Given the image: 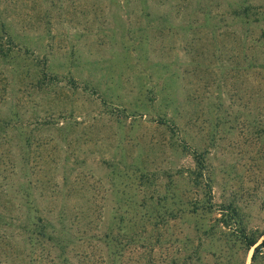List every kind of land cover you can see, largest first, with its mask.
Masks as SVG:
<instances>
[{"label":"rangeland","instance_id":"obj_1","mask_svg":"<svg viewBox=\"0 0 264 264\" xmlns=\"http://www.w3.org/2000/svg\"><path fill=\"white\" fill-rule=\"evenodd\" d=\"M20 1L16 28L28 24L34 56L59 82L31 97L17 92L36 169L25 168L14 142V180L85 179L62 192L78 211L93 208L95 217L103 209V227L118 196L109 163H137L163 184V172L191 166L198 148L207 152L215 199H236L250 226L264 231L263 26L245 33L232 14L264 0ZM183 134L187 149L178 147Z\"/></svg>","mask_w":264,"mask_h":264},{"label":"trees","instance_id":"obj_2","mask_svg":"<svg viewBox=\"0 0 264 264\" xmlns=\"http://www.w3.org/2000/svg\"><path fill=\"white\" fill-rule=\"evenodd\" d=\"M21 2L0 0V264H248L252 249L250 264H264V231L250 226L236 199H215L207 152L198 148L191 166L163 172V184L157 172L137 163H109L118 196L103 227L98 224L103 209L95 217L93 208L78 211L73 195L62 192L69 182L76 190L85 179L51 176L47 181L29 173L24 181L14 180V142L25 168L36 169L29 166L27 152L35 136L17 92L31 97L34 89L59 82L58 75H48L47 60L34 56L28 24L16 28ZM21 11L24 18L29 15ZM232 14L245 33L261 23L258 43H264V6L243 3ZM188 145L183 134L178 147ZM48 200L49 205L41 204Z\"/></svg>","mask_w":264,"mask_h":264},{"label":"water","instance_id":"obj_3","mask_svg":"<svg viewBox=\"0 0 264 264\" xmlns=\"http://www.w3.org/2000/svg\"><path fill=\"white\" fill-rule=\"evenodd\" d=\"M252 252H253V249L251 250L250 255H249V261L250 262H251Z\"/></svg>","mask_w":264,"mask_h":264}]
</instances>
